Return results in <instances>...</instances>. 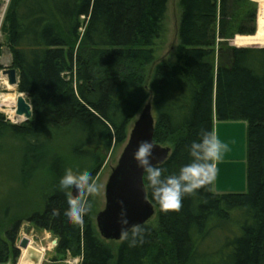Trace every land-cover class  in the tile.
<instances>
[{"label":"trees","instance_id":"obj_1","mask_svg":"<svg viewBox=\"0 0 264 264\" xmlns=\"http://www.w3.org/2000/svg\"><path fill=\"white\" fill-rule=\"evenodd\" d=\"M167 5L168 0L10 3L3 33L11 68L18 71L17 91L28 95L33 117L14 125L0 114V153L18 161L23 188L40 184L42 208L27 221L55 236V262L70 253L82 256L81 264H264V47L239 45L257 25L264 34V0L258 12L252 0H180V50L174 62L158 63L147 81ZM149 101L154 141L171 148L160 165L165 175L189 162L188 145L202 130L215 132L219 122L246 123L247 189L217 193L213 180L186 195L179 209L161 211L144 179L156 216L144 225V242L129 247L102 239L92 210L82 223H67L58 181L68 167L95 173L111 147L127 140L131 121ZM239 212L244 220L237 224ZM22 224L14 220L0 236V264H17ZM214 231L236 237L202 251Z\"/></svg>","mask_w":264,"mask_h":264},{"label":"rangeland","instance_id":"obj_2","mask_svg":"<svg viewBox=\"0 0 264 264\" xmlns=\"http://www.w3.org/2000/svg\"><path fill=\"white\" fill-rule=\"evenodd\" d=\"M12 0H0V4L5 9V15L8 12L10 3ZM180 0H168L167 12L165 15L164 23H163V34L160 39H158L155 43V60L154 63L149 68V75L147 77V81L149 80L154 67L160 62H174L176 55L180 50L179 40H178V28H179V20L181 15ZM257 5L258 12V1L252 0ZM4 15V19H5ZM3 19V23H4ZM258 30V25H257ZM256 30V32H257ZM256 34V33H255ZM254 34V35H255ZM259 35V36H258ZM258 40L252 41L251 43L247 41L248 47L254 46H264V34H259L258 31ZM256 36V37H257ZM235 37L229 42L231 46H233L232 41ZM0 66L4 68L3 70L10 69L12 66V54L10 48L7 44V38L3 33V24L0 36ZM240 45V44H239ZM2 70H0V114L5 117V121L14 125H22L24 124L23 119H17L8 114V109L6 107L7 103H11L10 110H15V105L18 97L21 95L18 93V87H15L14 92H10L9 90H5L2 87L1 81H5L6 76H3ZM66 76L70 79L69 73ZM20 94V95H19ZM27 101L28 97H27ZM2 109V110H1ZM8 115L10 116L9 119ZM137 118V117H136ZM131 121L128 127V134L133 128V124L136 120ZM7 144L11 145L14 143V140H7ZM126 145V141L119 145H113L110 151L106 154L105 158L102 161L100 168L94 172H90L92 176L103 185L101 191L93 198V221L95 224L96 216L99 212L104 210L105 207V187L109 176L113 168L116 167L119 158L123 152V149ZM8 147V146H6ZM22 179L19 176V163L17 160L10 159L3 152L0 153V236L4 237V231L10 226V224L17 219H22L23 224L20 229V232L17 237L16 246L19 249V242L23 237L29 239L31 244L26 249L20 250V263L21 264H65V261L69 259V255L67 253L65 259H59L57 257V262L54 261L55 255V247L57 244L54 241L57 239L55 236L44 229L38 228L34 223L28 222L27 219L32 213L35 211H39L42 208V193L40 191L41 186L36 181V185L38 188L34 189V184L31 183L30 188H23L21 184ZM214 191L216 192L215 185ZM235 223H241L244 220L242 213H235ZM237 223V224H238ZM236 224V225H237ZM96 225V224H95ZM236 237V236H235ZM234 236L231 235L225 236L223 233L218 231L211 232L210 235L206 238L207 247L203 248L209 249L210 247H221L225 242H231L235 239ZM53 243L51 246L50 243ZM56 245V246H54ZM113 248H115L116 243L111 244ZM36 253L38 256V260L31 258ZM30 254V257L25 261V256ZM38 254V255H37ZM71 255V254H70ZM42 256V257H41ZM72 256V255H71ZM78 256H72L71 258H77ZM41 258V259H40ZM18 259V260H19ZM25 261V263H23ZM18 262V261H17ZM11 264V263H9Z\"/></svg>","mask_w":264,"mask_h":264},{"label":"water","instance_id":"obj_3","mask_svg":"<svg viewBox=\"0 0 264 264\" xmlns=\"http://www.w3.org/2000/svg\"><path fill=\"white\" fill-rule=\"evenodd\" d=\"M258 31V30H257ZM257 33V32H256ZM10 85H19L18 71L14 68L3 70ZM27 94L17 99L16 115L25 121L33 117V108L27 101ZM156 120L152 102L145 104L128 134L126 145L105 187V207L96 216L95 224L101 238L120 242L121 213H126L130 224L146 225L156 216V209L148 199L143 172L132 158V153L141 141H152L155 145L152 163L162 165L170 156L171 148L154 141ZM215 133L229 144L230 151L216 162L214 185L217 193H245L246 186V123H216ZM75 195V194H74ZM29 239L23 237L19 249L29 246ZM38 255V254H37ZM42 257V256H41ZM38 260L34 253L32 257ZM41 259V258H40Z\"/></svg>","mask_w":264,"mask_h":264},{"label":"clouds","instance_id":"obj_4","mask_svg":"<svg viewBox=\"0 0 264 264\" xmlns=\"http://www.w3.org/2000/svg\"><path fill=\"white\" fill-rule=\"evenodd\" d=\"M154 148L152 141H141L132 158L142 169V179L147 181L150 197L161 211L179 209L186 195L210 184L215 179L216 162L231 150L229 144L219 139L214 131L202 130L199 138L188 145L189 162L183 164L178 172L165 175L166 168L151 162ZM102 187L90 172L66 168L58 181V189L66 198L65 221L69 224L82 223L85 215L91 212L93 198ZM53 214L59 215V210H54ZM121 215L120 239L129 247L143 243L148 229L141 224H130L126 213Z\"/></svg>","mask_w":264,"mask_h":264},{"label":"bare ground","instance_id":"obj_5","mask_svg":"<svg viewBox=\"0 0 264 264\" xmlns=\"http://www.w3.org/2000/svg\"><path fill=\"white\" fill-rule=\"evenodd\" d=\"M259 8H260V5H259ZM259 15V14H258ZM258 24H259V22H258ZM258 30H259V27H258ZM256 35V34H255ZM255 35H252V36H249V37H254ZM237 38V36L235 37V39ZM235 46V45H234ZM254 46V45H253ZM238 47V46H237ZM260 47H264V46H260ZM2 74V73H1ZM3 80H5V81H1V84H2V87L5 89V90H9L10 92H14L15 91V87H17V86H13V85H10L9 83H8V81H7V78L6 79H3ZM21 94V93H20ZM19 94V95H20ZM10 105H11V103H7L6 104V107H7V109H8V114L9 115H11V116H13V117H16L17 119H23L24 120V122H25V118L23 117V116H17L16 115V108H17V102H16V105H15V110H10ZM2 110V109H1ZM8 115V118L9 119H11L10 118V116ZM12 120V119H11Z\"/></svg>","mask_w":264,"mask_h":264},{"label":"built area","instance_id":"obj_6","mask_svg":"<svg viewBox=\"0 0 264 264\" xmlns=\"http://www.w3.org/2000/svg\"><path fill=\"white\" fill-rule=\"evenodd\" d=\"M4 15H5V9L0 4V36H1V30H2V24H3ZM54 243L57 244V241L55 240ZM30 244H31V242H30ZM50 244H51V246H53L52 242ZM54 246H56V245H54ZM68 255H69L70 258L67 259V261H65V264H81L82 256H78L77 258H71L72 256L70 255V253H68ZM17 264H21L20 263V259L18 260Z\"/></svg>","mask_w":264,"mask_h":264},{"label":"crops","instance_id":"obj_7","mask_svg":"<svg viewBox=\"0 0 264 264\" xmlns=\"http://www.w3.org/2000/svg\"><path fill=\"white\" fill-rule=\"evenodd\" d=\"M259 31V30H258ZM256 37V36H255ZM252 38H254V37H241L239 40V44H240V46H243V47H248L249 45H247V42L246 41H250ZM242 40H245V42L244 41H242Z\"/></svg>","mask_w":264,"mask_h":264}]
</instances>
